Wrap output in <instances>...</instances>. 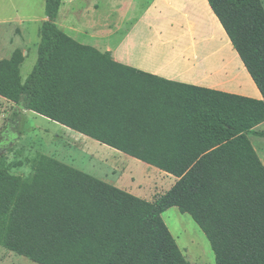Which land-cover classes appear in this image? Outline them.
I'll return each instance as SVG.
<instances>
[{
	"label": "trees",
	"instance_id": "trees-1",
	"mask_svg": "<svg viewBox=\"0 0 264 264\" xmlns=\"http://www.w3.org/2000/svg\"><path fill=\"white\" fill-rule=\"evenodd\" d=\"M206 1L261 98L147 73L130 85L109 52L57 25L62 0H44L36 61L22 82L21 50L1 59L0 96L176 180L150 201L45 154L25 176L2 164L1 247L37 264H190L161 216L177 207L215 264H264V165L247 136L264 137V6Z\"/></svg>",
	"mask_w": 264,
	"mask_h": 264
},
{
	"label": "crops",
	"instance_id": "crops-1",
	"mask_svg": "<svg viewBox=\"0 0 264 264\" xmlns=\"http://www.w3.org/2000/svg\"><path fill=\"white\" fill-rule=\"evenodd\" d=\"M142 1L109 0L113 6V11L117 12L124 20L115 22L107 21L105 18L99 24L94 25L91 24L89 18L90 13H94L98 8L96 3L86 1L80 6L77 0H70V7L63 12L62 19L59 14L61 8H59L56 23L68 36L79 43L90 45L101 53L109 52L113 61L124 65V67H119L117 71L126 72L125 81L130 85L139 84V81L142 82L141 80L146 77L143 73H147L165 80L200 88L256 99L261 98L258 88L237 52L233 49L228 36L206 0H147L146 3ZM126 3H132L135 8L130 12L124 11L122 6ZM25 6L29 7L28 1ZM13 9L16 14L15 17H0V60L9 58L14 49H20L24 57L19 66L20 72L22 64L30 55L31 30L34 28L38 32L46 16H40L37 19L20 11L21 6L17 8L14 6ZM204 10L208 12V16L214 22V28L219 31L215 33L216 35L207 27ZM65 12H68L69 15ZM64 17L67 20H64ZM189 22L198 25H196L200 28L198 34L191 35L190 32L188 34V29L180 25V23ZM127 23L128 26H126ZM168 23L171 27L161 29L154 26L155 24ZM90 27L94 28L90 30ZM224 42L238 65L235 64L234 59L226 50L227 47ZM36 44L38 47L39 42L36 41ZM160 49L172 51L170 55L174 61L171 62L173 58H170L171 60L166 59L165 63H157L159 55H157L156 62H153L150 57L147 60L139 57L142 55V51H147L143 53H149L148 55L153 56L154 59L155 53L153 51ZM203 64H206L207 68H210L209 70H214L216 74L213 75L211 72L204 71L206 69L200 67ZM20 78L22 82L25 80L21 74ZM182 115L184 119L189 118L188 114ZM260 124L255 126L254 130L264 131L259 129ZM249 135L263 137L248 134L249 140ZM256 149L255 151L264 165V140L257 142ZM166 180L171 186L176 178L168 176Z\"/></svg>",
	"mask_w": 264,
	"mask_h": 264
},
{
	"label": "rangeland",
	"instance_id": "rangeland-1",
	"mask_svg": "<svg viewBox=\"0 0 264 264\" xmlns=\"http://www.w3.org/2000/svg\"><path fill=\"white\" fill-rule=\"evenodd\" d=\"M27 1L29 2V7L25 6ZM69 1L62 0L61 10L59 11L61 19L63 12L70 7ZM86 1L95 2L96 6H98L94 13H90L91 24H99L105 18H107V21L115 22L124 20L117 12L113 11V6L109 3V0H77L80 6ZM261 1L264 6V0ZM142 2L146 3L147 0ZM14 6L16 8L21 6L20 11L25 15L30 14L37 19L40 16L44 17V0H0V17H15ZM134 8L135 6L132 3H126L122 6V9L126 12H130ZM67 13L65 12V14ZM204 17L207 20L208 29L213 34L218 33V29L214 28V22L211 21L206 10H204ZM63 19L67 20L66 17ZM169 24H155L154 26L162 29L171 27ZM180 25L188 29V34L190 32L191 35L198 34L197 32L200 31V28L197 27L198 25L192 22L180 23ZM32 26L34 27L33 24ZM126 26H128V23ZM93 28L90 27V30ZM30 38L32 40L30 55L25 59L20 70V74L24 79L30 73L37 56L36 41L37 43L39 42V35L34 28L31 30ZM224 44L226 45L225 42ZM226 47V50L230 53L227 45ZM143 52L147 51H142V55L139 57L145 60L150 57L153 62H156L157 55H159L157 63H165L166 59L173 58L170 55L172 51L169 49L154 50L155 60L153 56L148 55L149 53ZM230 55L234 59L235 64L238 65L235 57L231 53ZM173 61L174 58L171 62ZM197 66L199 65L197 64ZM202 69H206L204 71L211 72L213 75L216 74L214 70H209L210 68H207L206 64L202 65ZM0 110V141L5 143L0 147L5 148L0 158V166L4 164L13 174L27 175L31 170V158L35 154L40 153L146 200H154L170 186L166 179L168 176L173 175L165 174L163 173L164 171L159 172L158 170L160 169L152 165L99 143L31 110L21 109L1 97ZM15 110H17L18 115L13 117ZM259 127L260 130H264V122ZM249 138L255 149L257 142L264 140V137L253 135H249ZM161 216L190 264H215L214 255L208 240L188 214L181 213L177 207H169ZM0 264L37 263L0 246Z\"/></svg>",
	"mask_w": 264,
	"mask_h": 264
},
{
	"label": "water",
	"instance_id": "water-1",
	"mask_svg": "<svg viewBox=\"0 0 264 264\" xmlns=\"http://www.w3.org/2000/svg\"><path fill=\"white\" fill-rule=\"evenodd\" d=\"M4 149L5 148H0V158H1L2 154H3V152H4Z\"/></svg>",
	"mask_w": 264,
	"mask_h": 264
},
{
	"label": "flooded vegetation",
	"instance_id": "flooded-vegetation-1",
	"mask_svg": "<svg viewBox=\"0 0 264 264\" xmlns=\"http://www.w3.org/2000/svg\"><path fill=\"white\" fill-rule=\"evenodd\" d=\"M4 142L0 141V147L3 145Z\"/></svg>",
	"mask_w": 264,
	"mask_h": 264
},
{
	"label": "bare ground",
	"instance_id": "bare-ground-1",
	"mask_svg": "<svg viewBox=\"0 0 264 264\" xmlns=\"http://www.w3.org/2000/svg\"><path fill=\"white\" fill-rule=\"evenodd\" d=\"M211 18V17H210ZM177 56V55H176ZM192 57H193V55H192ZM177 59V58H176ZM202 67V66H201Z\"/></svg>",
	"mask_w": 264,
	"mask_h": 264
}]
</instances>
